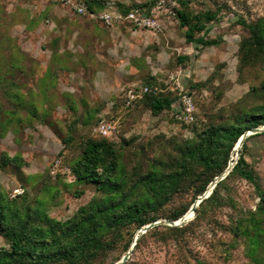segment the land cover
Wrapping results in <instances>:
<instances>
[{
  "label": "rangeland",
  "instance_id": "1",
  "mask_svg": "<svg viewBox=\"0 0 264 264\" xmlns=\"http://www.w3.org/2000/svg\"><path fill=\"white\" fill-rule=\"evenodd\" d=\"M112 1L144 10L140 5L148 0ZM188 1L195 12L219 9L205 33L217 45L196 50L185 41L177 17L162 13L161 28L152 31L127 22L105 26L45 0H0V154L22 159L18 166L0 169V186L12 205L38 206L65 220L88 202L94 185L71 180L69 168L80 154L81 141L94 135L102 117L117 125L111 139L128 170L136 162L144 167L150 157L173 152L174 140L193 137V127L176 121L170 110L154 115L144 103L123 107V91L131 85L152 83L177 93L178 82L192 96L197 129L264 103L258 88L264 81V62L247 65L239 51L248 35L240 20L264 17V0ZM247 138L245 160L264 188V131ZM233 148L229 157L234 163ZM223 182L216 203L198 216L195 212L182 233L173 234L159 224L142 233L124 263L264 261V237L250 250L248 240L231 231L236 218L244 219L255 209L258 191L235 174ZM196 184L176 194L156 219H169L168 213L191 200ZM137 231L127 227L114 248L93 264L114 263ZM0 248H8L1 235Z\"/></svg>",
  "mask_w": 264,
  "mask_h": 264
},
{
  "label": "trees",
  "instance_id": "2",
  "mask_svg": "<svg viewBox=\"0 0 264 264\" xmlns=\"http://www.w3.org/2000/svg\"><path fill=\"white\" fill-rule=\"evenodd\" d=\"M83 1L91 11L103 9L106 3ZM175 1L179 5L175 8V16L179 25L185 28V41L194 43L196 50L217 45V40L206 37L205 33L209 30L208 23L217 18L219 9L195 12L190 9L188 0ZM153 2L148 0L140 6L148 8ZM117 7L127 12L134 5L117 3ZM240 23L248 32L239 45L245 63L264 62V17L248 23L240 20ZM258 88L264 96V81ZM176 99L177 93L164 90L146 94L135 104L144 103L152 114L157 115L170 110ZM182 124L193 127L192 138L180 142L174 140L173 152L150 157L144 167L136 162L131 170L121 162V153L111 137L91 135L84 138L69 173L71 180L93 184L95 192L68 219L58 220L38 206L23 202L14 206L0 186V235L8 243V248H0V264H93L114 248L117 238L123 236V230L127 227L137 229L156 219L168 201L197 182L191 200L166 215L172 220L179 218L207 184L226 168L239 136L251 127L264 124V103L235 113L230 120L208 123L201 129L195 128L196 122ZM247 139L232 169L200 201L195 212L198 216L205 207L216 203L219 188L226 178L235 174L250 182L258 191L255 209L244 219L236 218L231 231L236 237L246 238L249 249L253 250L264 237V188L259 187L256 172L245 160ZM21 162L18 154H0V169L7 165L18 166ZM163 226L173 234L182 233L186 228V225ZM158 227L156 225L146 233ZM144 234L138 237L136 245ZM196 263L209 264L200 259H196ZM258 264H264V261Z\"/></svg>",
  "mask_w": 264,
  "mask_h": 264
},
{
  "label": "built area",
  "instance_id": "3",
  "mask_svg": "<svg viewBox=\"0 0 264 264\" xmlns=\"http://www.w3.org/2000/svg\"><path fill=\"white\" fill-rule=\"evenodd\" d=\"M55 4H59L70 10L73 14L87 16L96 22L105 26L115 23H129L130 26L140 29H148L157 31L161 28L160 14H164L170 18L175 16V8L177 2L175 0H154L150 7L142 10L140 7H132L127 12H122L118 9L117 3L114 1H106L103 9L99 11H91L88 5L83 0H45ZM176 75H171L170 79L176 81ZM177 99L175 100L170 114L179 123L191 124L196 121V109L192 96L188 91H184L183 87L176 82ZM164 88L154 84H138L131 85L124 89L122 97V106L125 108L132 107L137 101L143 99L146 94H156L164 91ZM117 125L114 121L104 117L98 119L93 128L94 135L111 137L115 132ZM19 190V191H18ZM17 193L22 192L21 189H16Z\"/></svg>",
  "mask_w": 264,
  "mask_h": 264
},
{
  "label": "water",
  "instance_id": "4",
  "mask_svg": "<svg viewBox=\"0 0 264 264\" xmlns=\"http://www.w3.org/2000/svg\"><path fill=\"white\" fill-rule=\"evenodd\" d=\"M248 130V131H247ZM245 130L238 138L237 142L234 145L233 150H236V157L233 163V159L232 156L229 158L228 164L226 166V168L224 170H222L219 174H217L206 186V188L204 189V191L199 194L195 200L191 203L190 207L188 208L187 212L190 211V213L192 214L191 216L187 217L186 214L184 213L182 216H180L179 218L172 220V219H154L142 226H140L138 228V231L136 232V234L134 235L132 242L130 244V246L127 248V250L123 253V255L116 260L114 263L112 264H123L124 262H126L131 254V252L133 251L134 246L136 245L137 239L140 236V234L146 232L148 229L159 225V224H165V225H169V226H183L185 223H187L190 219H192V217L195 215V208L199 205L200 201L204 198H206L211 192L212 189L215 187V185L217 184L218 181L222 180L228 173L229 171L232 169L233 165L235 164L236 160L239 157V152H240V148L245 140V138L249 135V134H258L264 131V124L255 126V127H251L249 129Z\"/></svg>",
  "mask_w": 264,
  "mask_h": 264
},
{
  "label": "bare ground",
  "instance_id": "5",
  "mask_svg": "<svg viewBox=\"0 0 264 264\" xmlns=\"http://www.w3.org/2000/svg\"><path fill=\"white\" fill-rule=\"evenodd\" d=\"M185 214H186L187 217L191 216L190 211H188V212L186 211Z\"/></svg>",
  "mask_w": 264,
  "mask_h": 264
}]
</instances>
